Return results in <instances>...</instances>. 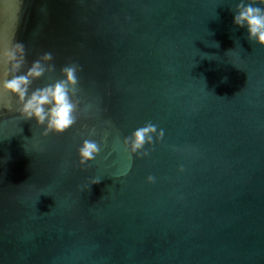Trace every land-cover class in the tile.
Listing matches in <instances>:
<instances>
[{
    "label": "water",
    "instance_id": "1",
    "mask_svg": "<svg viewBox=\"0 0 264 264\" xmlns=\"http://www.w3.org/2000/svg\"><path fill=\"white\" fill-rule=\"evenodd\" d=\"M237 2L0 0L28 60L53 54L33 87L82 67L63 134L0 109V264H264V46ZM146 123L165 135L130 161Z\"/></svg>",
    "mask_w": 264,
    "mask_h": 264
},
{
    "label": "clouds",
    "instance_id": "2",
    "mask_svg": "<svg viewBox=\"0 0 264 264\" xmlns=\"http://www.w3.org/2000/svg\"><path fill=\"white\" fill-rule=\"evenodd\" d=\"M233 23L246 27L248 39L264 46V0H238ZM52 61L53 54L49 51L29 61L25 44L15 39L14 34L8 38L0 22V109L15 112L24 120H35L36 125L42 127L40 135L44 137L63 134L74 126L82 104L78 76L82 67L76 62L62 66L59 78L33 87L35 81L55 71ZM154 135L155 141L162 140L164 129L158 130L155 124L146 123L124 136L121 142L128 159L147 156L149 153L145 145L155 142ZM104 142V139H82L76 149L79 165L86 166L95 160ZM148 179L152 181L154 177L149 176ZM99 181L98 177L91 178L90 184Z\"/></svg>",
    "mask_w": 264,
    "mask_h": 264
}]
</instances>
